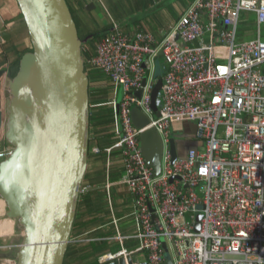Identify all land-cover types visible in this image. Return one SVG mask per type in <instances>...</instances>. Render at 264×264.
<instances>
[{
  "label": "built area",
  "instance_id": "built-area-1",
  "mask_svg": "<svg viewBox=\"0 0 264 264\" xmlns=\"http://www.w3.org/2000/svg\"><path fill=\"white\" fill-rule=\"evenodd\" d=\"M242 12L253 16L254 31L240 41ZM159 57L167 69L156 116L151 94ZM83 62L86 72L100 73L112 88L106 105L113 111L114 143L102 151L105 189L118 152L122 175L116 185L133 197L135 252L146 254V264H164L163 240L173 264H264V0H195L160 43L142 27L125 33L112 23ZM9 79L1 80L4 99ZM118 89L123 97L116 108ZM132 108L149 119L147 127H133ZM182 122L195 124L193 141L201 145L172 161L171 124ZM148 129L161 143L159 176L139 147V135ZM0 137V154L6 153L11 148ZM13 235L0 234V264H13L1 257L17 249L9 244ZM132 253L108 254L99 264Z\"/></svg>",
  "mask_w": 264,
  "mask_h": 264
},
{
  "label": "water",
  "instance_id": "water-1",
  "mask_svg": "<svg viewBox=\"0 0 264 264\" xmlns=\"http://www.w3.org/2000/svg\"><path fill=\"white\" fill-rule=\"evenodd\" d=\"M16 2L31 51L20 58L16 75L8 80L0 112V129L11 148L0 154V199L5 202L4 220L12 221L13 232L21 233L9 242L18 246L13 255L1 257L13 264H63L88 161L89 79L82 47L93 36L79 38L66 0ZM0 44L12 45L1 21ZM162 72L156 60V84L151 94L156 116ZM5 76L6 71L0 70V85ZM130 119L137 130L149 124L136 108L130 110ZM194 133L193 123L171 124L172 161L183 159L201 145L193 141ZM139 147L147 167L159 176L161 143L157 133L153 129L143 131ZM181 148L184 155L179 152ZM201 217L198 214L196 221ZM198 227L196 224L194 229ZM161 247L164 264H173L163 240ZM105 264L133 262L127 256Z\"/></svg>",
  "mask_w": 264,
  "mask_h": 264
},
{
  "label": "crops",
  "instance_id": "crops-1",
  "mask_svg": "<svg viewBox=\"0 0 264 264\" xmlns=\"http://www.w3.org/2000/svg\"><path fill=\"white\" fill-rule=\"evenodd\" d=\"M194 1L68 0L79 22H81L82 28L86 32L92 33L89 36H93V38L96 36L95 42L100 36L110 31L112 23H116L125 33H132L135 28L142 27L154 37L157 43H160L172 32L174 24ZM249 15L251 14L247 13V18ZM0 21L7 29L10 37L12 31L18 25L24 23L16 0H0ZM242 24L240 21L238 28L240 35L238 32V40L251 39L252 34L247 35L245 33L248 30L246 29V24L244 26ZM248 28L253 33L254 24L252 28ZM11 44L7 46L0 44V70H5L8 76L11 74L10 70L17 46L23 48L29 47V37L26 36L22 41L17 43H14L11 38ZM87 72L95 73L90 81L89 96L90 113L95 114L99 104H102L99 103L101 99H104L106 102L109 101L111 94H109L110 92L107 89L111 91L112 88L110 87L109 81L100 73L93 70H87ZM9 78L11 77L9 76ZM105 93L106 97H104ZM113 127L111 130L104 131L103 134L97 125L90 126L89 147H98L99 149L110 147L114 143ZM184 132L188 133L189 131L187 132L185 130ZM106 134H113L112 138H104L103 136ZM101 137L103 139H100ZM108 140L113 141L108 143ZM0 144H3L1 137ZM101 144L102 147L100 146ZM179 152L182 155L185 154L182 148ZM103 156L104 160L91 153V157L88 158L85 176L81 184V189H87L79 194L75 216L76 229L73 234L71 233V241L68 246L72 245V249L68 254L66 263L91 264L97 257L99 264L101 257L108 254L114 255L121 250H125L127 252H134L130 255L133 264H146V254L140 251L135 252L138 250L139 244L134 238L136 230L132 220L133 197L127 192L124 186L116 185L122 175V164L118 152H113L111 156L109 168V185L111 187L107 190L108 192L105 189V184H107L105 178L107 156L105 153H103ZM89 195L91 196L92 203H95V213L92 222L87 224L93 212V208L89 210V207L84 202V199L90 197ZM1 209L3 210L1 215H4V202ZM89 234L93 235L94 241L92 242H95L93 244L98 248V253H93L90 256V250H87L84 254L79 253L81 247L85 246L87 248L91 244V242L87 241ZM117 235L124 239L120 242L117 239Z\"/></svg>",
  "mask_w": 264,
  "mask_h": 264
},
{
  "label": "trees",
  "instance_id": "trees-1",
  "mask_svg": "<svg viewBox=\"0 0 264 264\" xmlns=\"http://www.w3.org/2000/svg\"><path fill=\"white\" fill-rule=\"evenodd\" d=\"M67 2V5L70 9V13H71V16L75 22V25H76V28H77V32H78V36L81 40H84L86 39L89 35H91L92 33L90 32H86L83 28H82V25H81V22H79L77 16H76V13L75 11L73 10V8L70 6L68 0H66ZM239 32V35H240V30L238 31ZM26 36H28V33H27V29H26V26L24 23H22L21 25H18L14 31H12L11 33V38L13 39L14 43H17L19 41H22ZM95 38L96 36H94V38L85 43L82 47V54L83 56L86 58L87 55H91L93 52L92 50L94 49V45H95ZM31 51V45L29 47H18L16 48V51H15V55H14V60H13V64H12V67H11V70H10V73L9 76L12 78L16 75L17 73V70H18V66H19V60L20 58L27 52ZM158 61L160 62V65H161V69H162V76L164 75L166 69H167V65L165 64V62L163 61L162 58L159 57ZM85 73L89 79V96H90V81L92 79V76L95 74L94 72H86L85 70ZM111 94V91L109 89H107ZM108 91H106V93H108ZM106 93L104 95V97H106ZM109 94H108V97H109ZM103 97V98H104ZM99 103H102V104H99V107H98V110L95 112V114H91L90 113V117H89V127L90 126H93L94 124L98 126V128L100 129V132H102L104 134V131H108L109 129L111 130L112 127H113V120H112V115H113V111H112V108L107 104L106 101H104V99H101V102ZM112 135L113 134H106L104 135L103 137L106 138V139H110L112 138ZM103 137H101L100 139H103ZM113 141V140H112ZM112 141H109L108 140V143H111ZM102 147V144L100 145ZM101 150V154L98 155L97 157L104 160V156H103V153L102 152L104 149H100ZM91 148L89 147V154H88V158L91 157ZM103 170V169H102ZM103 173V172H102ZM101 175V174H100ZM90 196V195H89ZM91 200V196L90 197H87L86 199H84V202L85 204L89 207V210H91L93 208V212L90 216V220L87 224H90L94 218V213H95V203H92V200ZM101 201V200H99ZM75 220H74V225H73V229H72V234L74 233L75 231ZM87 241L91 242V244L89 245V247L85 248V246L81 247L79 249V253L80 254H84L87 250H90L89 252V256L93 253H98V248L96 247L95 242H92L94 241L93 240V235L92 234H89L88 235V238H87ZM72 249V245H69L68 248H67V252L65 254V257H64V262L63 264H67L66 263V259L68 257V254L69 252L71 251ZM98 258L96 257L93 262L91 264H98Z\"/></svg>",
  "mask_w": 264,
  "mask_h": 264
},
{
  "label": "rangeland",
  "instance_id": "rangeland-1",
  "mask_svg": "<svg viewBox=\"0 0 264 264\" xmlns=\"http://www.w3.org/2000/svg\"><path fill=\"white\" fill-rule=\"evenodd\" d=\"M247 13H245V12H242L241 13V17H240V21L243 23L242 24V26H244L245 24H246V29H248V30H246V34L247 35H251L252 33H251V30L248 28V27H250V28H252L253 27V23H254V18H253V16H251V15H249L248 16V18H247ZM5 95V94H4ZM123 95V93H122V89H118L117 90V92H116V97H115V99H116V108H118L119 107V104H120V102L122 101V96ZM5 97H6V95H5ZM5 99L3 98L2 100H1V103H2V107H3V101H4ZM1 111H2V109H1ZM1 113H3V111L1 112ZM119 121H120V118H119ZM2 206H3V204L0 202V214H2V212H3V210L1 209L2 208ZM6 210V209H5ZM9 220H4V216H0V229L2 228V226H4V224H8V226H9ZM13 231H14V228L12 227V232H11V234L13 233ZM20 233L21 232H19V231H16L15 230V232H14V237H12V238H16V237H19L20 236ZM0 234L1 235H4L3 233H2V231L0 230ZM11 234H9V235H11ZM9 239H6V241L7 242H9L8 241ZM16 250H14L13 252H12V255H13V253L15 252Z\"/></svg>",
  "mask_w": 264,
  "mask_h": 264
},
{
  "label": "bare ground",
  "instance_id": "bare-ground-1",
  "mask_svg": "<svg viewBox=\"0 0 264 264\" xmlns=\"http://www.w3.org/2000/svg\"><path fill=\"white\" fill-rule=\"evenodd\" d=\"M2 99H3V98H2V95L0 94V102H1ZM1 105H2V103H1ZM0 109L3 110V107L1 106ZM0 112H2V111H0ZM0 135H2V129H0ZM0 200H1V199H0ZM0 202L3 204L4 201L1 200ZM4 206H5V202H4ZM12 227H13V222L10 221V222H9V226H8V224H4V226H2V228H1L0 230L2 231V233H3L4 235H9V234H11V232H12Z\"/></svg>",
  "mask_w": 264,
  "mask_h": 264
}]
</instances>
